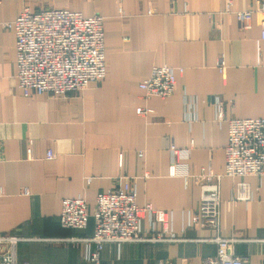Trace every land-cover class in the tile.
<instances>
[{
    "label": "crops",
    "instance_id": "0c3cea01",
    "mask_svg": "<svg viewBox=\"0 0 264 264\" xmlns=\"http://www.w3.org/2000/svg\"><path fill=\"white\" fill-rule=\"evenodd\" d=\"M256 1L0 0V233L25 239L19 260L202 264L216 251L209 239L220 235L236 240L237 256L264 264V176L243 179L249 200L233 198L240 177L221 180L217 228L195 222L202 189L192 177L225 171L228 119L264 117V18L254 13L250 28L241 29L236 15ZM24 6L103 15L106 76L67 98L25 96L16 35L4 26ZM160 65L174 71V92L147 99L140 83ZM172 145L190 149L179 175L171 172ZM126 177L136 178L139 205L172 213L178 240L109 243L95 263L88 258L94 246L83 241L94 232L93 218L85 229L64 227L62 202L81 197L92 215L98 193L122 187ZM149 225L146 217L143 227Z\"/></svg>",
    "mask_w": 264,
    "mask_h": 264
},
{
    "label": "built area",
    "instance_id": "2783aa9c",
    "mask_svg": "<svg viewBox=\"0 0 264 264\" xmlns=\"http://www.w3.org/2000/svg\"><path fill=\"white\" fill-rule=\"evenodd\" d=\"M254 13L264 18V0H257L254 8L238 11L241 29L251 26ZM104 16H85L65 8L31 10L24 6L18 16L5 28L16 35L18 85L25 96L50 94L67 98L86 88L90 83L106 76ZM261 38L264 39V20ZM218 67L225 72L226 63L221 57ZM176 75L168 65L154 66L150 76L140 83L145 98H166L172 95ZM139 114L149 115V108H139ZM218 118L224 119L223 112ZM173 153L172 174L179 175L183 164L180 160L190 154V149L171 146ZM31 152V151H30ZM52 153H49V157ZM225 171L222 174H189L201 184V201L196 223L218 227L221 205V180L237 176L242 180L236 185L235 200H249L251 190L243 179L248 175L264 176V117L228 119V141L225 147ZM136 178H127L122 187L116 186L98 193L93 213L81 197L66 198L62 202L61 223L64 227L85 229L91 217L94 220L92 236L83 238L86 245L94 246L88 258L95 263L105 245L133 242L175 241L172 232V213L152 205L141 206L136 200ZM3 189L0 186V197ZM148 217L150 225L143 227ZM25 239L0 233V264H22L17 256V245ZM205 239H203L204 241ZM209 241L216 244L213 256L205 257L202 264H251L235 253L236 240L220 235Z\"/></svg>",
    "mask_w": 264,
    "mask_h": 264
},
{
    "label": "rangeland",
    "instance_id": "374dc122",
    "mask_svg": "<svg viewBox=\"0 0 264 264\" xmlns=\"http://www.w3.org/2000/svg\"><path fill=\"white\" fill-rule=\"evenodd\" d=\"M19 237V236H18ZM173 237L175 238V239H177L178 240V238H176V236H175V234L173 235ZM20 242H22V241H20ZM19 242V243H20ZM18 243V244H19ZM16 251H18V245H17V250ZM28 258H31V257H33V256H27ZM37 258L38 259H34L35 261H33V264H45V261H43V256H41V255H38L37 256ZM20 262L22 263V264H30L28 261H21L20 260ZM50 264H56V263H50Z\"/></svg>",
    "mask_w": 264,
    "mask_h": 264
}]
</instances>
